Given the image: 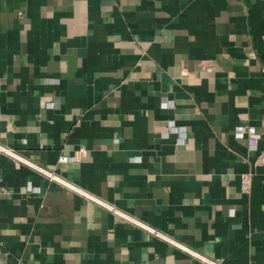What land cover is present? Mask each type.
<instances>
[{
	"label": "crops",
	"instance_id": "obj_1",
	"mask_svg": "<svg viewBox=\"0 0 264 264\" xmlns=\"http://www.w3.org/2000/svg\"><path fill=\"white\" fill-rule=\"evenodd\" d=\"M263 133L264 0H0V146L205 259L264 264ZM0 264L205 263L0 153Z\"/></svg>",
	"mask_w": 264,
	"mask_h": 264
},
{
	"label": "built area",
	"instance_id": "obj_2",
	"mask_svg": "<svg viewBox=\"0 0 264 264\" xmlns=\"http://www.w3.org/2000/svg\"><path fill=\"white\" fill-rule=\"evenodd\" d=\"M45 106H46V108H50L52 106V104L48 103ZM233 137L235 139H242L243 137H246L247 149L251 152H254V153L256 152V150H257L256 149V141H257L259 135L255 133L253 128L235 126L233 129ZM261 137L264 138V133L261 135ZM0 153L10 157L11 159H13L15 161H19L21 163H24L25 165H27L28 167H30L31 169H33L37 173H39L42 176H44L45 178H47L49 181L57 183V184L61 185L62 187H64L65 189H67L73 193H76L77 195H80L81 197H83L84 199H86L88 201H91L95 205L103 207L104 209L113 213L115 216H117V217H119V218H121L127 222L132 223L133 225H135V226L143 229L144 231L148 232L149 234L153 235L155 238H158V239L164 241L165 243L172 245L173 247L179 249L180 251L187 253L188 255L202 261L203 263H205V264H218L215 261H211V260L205 259L204 257L197 255L196 253L186 249L185 247L179 245L178 243H175L174 241H172L168 237L161 235L160 233L154 231L153 229H150V228L146 227L145 225L137 222L135 219H132L131 217L113 209L111 206H109V205L99 201L98 199L84 193L82 190L78 189L77 187L73 186L72 184L68 183L67 181L58 177L57 175H55L49 171H46L42 168H39V167L29 163L28 161H25L24 159H22L21 157L16 155L10 149H7L5 147L0 146ZM59 161L61 163H67L68 161H70V159H68V157H61ZM254 165L255 166L264 165V150H260L257 152ZM250 183H251V174L250 173H244L243 175H241L240 179H239V191L242 194H248L250 191Z\"/></svg>",
	"mask_w": 264,
	"mask_h": 264
}]
</instances>
